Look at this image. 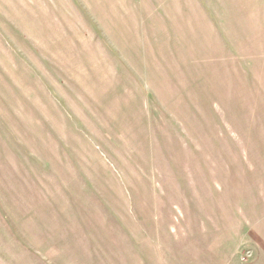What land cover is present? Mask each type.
Instances as JSON below:
<instances>
[{
    "label": "rangeland",
    "instance_id": "1",
    "mask_svg": "<svg viewBox=\"0 0 264 264\" xmlns=\"http://www.w3.org/2000/svg\"><path fill=\"white\" fill-rule=\"evenodd\" d=\"M0 264H264V0H0Z\"/></svg>",
    "mask_w": 264,
    "mask_h": 264
},
{
    "label": "crops",
    "instance_id": "2",
    "mask_svg": "<svg viewBox=\"0 0 264 264\" xmlns=\"http://www.w3.org/2000/svg\"><path fill=\"white\" fill-rule=\"evenodd\" d=\"M1 144L2 145H6V140H3V142Z\"/></svg>",
    "mask_w": 264,
    "mask_h": 264
}]
</instances>
